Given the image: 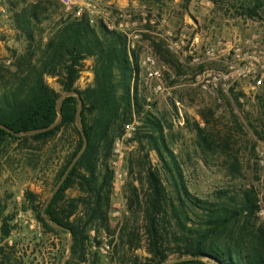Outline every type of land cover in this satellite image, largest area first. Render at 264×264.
Listing matches in <instances>:
<instances>
[{"label": "trees", "instance_id": "1", "mask_svg": "<svg viewBox=\"0 0 264 264\" xmlns=\"http://www.w3.org/2000/svg\"><path fill=\"white\" fill-rule=\"evenodd\" d=\"M210 1L233 7L252 19L260 17L264 8V0ZM11 11V24L23 47L14 52L10 64L0 63V158L14 143L42 151L60 137L64 144L70 142L71 148L56 174L57 184L85 146L50 203L45 207L36 192L27 190L22 209L31 210L48 233L69 232L57 224L70 229L71 256L80 253L84 261L91 232L110 225L114 180L110 159L115 140L128 124L139 120L132 140L144 154L135 161L128 158L131 171L136 161L143 168L147 183L142 202L150 256L139 264H163L172 255L203 257L172 264H264V224L257 221L261 211L258 192L254 187H226L206 199L189 190L172 148L174 124L149 107L151 103L140 87V55L130 46L127 33L109 27L103 19L93 21L87 12L80 17L66 13L58 0L17 1ZM89 59L93 60V80L80 87L78 82ZM48 77L56 79L59 89L48 82ZM64 93L69 94L61 98ZM231 93L240 101L242 92L232 89ZM260 105L263 129L255 128V133L264 139V97ZM192 129L200 147L218 151L221 143L208 128L194 121ZM151 151L158 156L157 165L150 159ZM228 157L230 171L240 174L239 157ZM75 187L80 194L67 198V191ZM132 190L138 199V188ZM15 219L16 212L7 211L0 199V241L5 240L0 246V264H21L13 250L15 245L6 240L17 229ZM128 228L125 225L123 233Z\"/></svg>", "mask_w": 264, "mask_h": 264}, {"label": "rangeland", "instance_id": "2", "mask_svg": "<svg viewBox=\"0 0 264 264\" xmlns=\"http://www.w3.org/2000/svg\"><path fill=\"white\" fill-rule=\"evenodd\" d=\"M17 1L29 3L36 0H0V3L7 5L12 16L11 9ZM58 1L66 13L75 14L78 5L68 9ZM77 1L93 10L88 12L85 9V12L94 20L103 19L108 25L122 28L134 36L132 48L140 55L143 68L141 90L148 97L151 110L174 124L172 148L189 190L201 198L210 199L220 188L254 187L261 199L257 221L263 225L264 139L258 137L255 128L263 129L260 101L264 97V85L254 88L250 79L240 81L231 89L219 87L210 91L203 87L197 76L204 71L215 73L223 69L222 62L207 55L206 48L210 45L218 47L220 56L226 42L256 36L264 52V8L260 17L252 19L241 16L233 7L210 0ZM196 36L199 37L196 53L199 59L194 61L190 47ZM22 44L18 41L16 45L12 41L9 45H0V63L11 62L14 52L21 51ZM148 56L155 59V64L146 63ZM92 66L93 60H87L78 82L80 87L93 80ZM149 67L159 69L161 76L150 78ZM47 79L59 89L55 78ZM157 83L163 87L160 93L154 91ZM232 89L236 93L242 92L240 101L234 100ZM194 121L208 128L221 143L218 151H209L198 145L196 132L192 129ZM130 124L134 125L132 134L127 135L125 131L115 140L114 148L116 146L120 151L116 154L113 150L110 159V167L114 170L113 160L122 155L120 166L124 183L118 191L113 184L109 228L91 232V240L85 245L84 261L80 260V253L71 256L69 247L73 240L69 232H46L34 213L21 207L27 190L36 192L42 204L47 202L57 185L56 174L70 152V142L64 144L58 137L42 151L14 143L9 153L0 158V199L7 205V211L16 212L14 222L17 224V229L6 240L9 245H15L13 250L21 264H65L67 260H71V264H139L150 256L142 202L147 191L145 173L137 161L131 171L128 162V158L135 161L144 154L138 143L132 140L141 122L134 120ZM226 144L229 147L226 148ZM228 154L239 157L240 174L233 175L230 171ZM150 159L154 165L159 162L154 151L150 152ZM133 187L138 188L140 202L133 194ZM79 194L75 187L69 189L66 196L77 197ZM125 225L130 229L123 233ZM4 242L0 241V246ZM176 257L172 255L168 260Z\"/></svg>", "mask_w": 264, "mask_h": 264}, {"label": "built area", "instance_id": "3", "mask_svg": "<svg viewBox=\"0 0 264 264\" xmlns=\"http://www.w3.org/2000/svg\"><path fill=\"white\" fill-rule=\"evenodd\" d=\"M64 5L70 9L74 5H78L75 12V16L80 17L85 12V9H88V12H93L89 6H83L79 4L77 0H60ZM88 7V8H85ZM0 20L11 24V17L9 14V9L6 4L0 3ZM94 21V19H92ZM111 28L112 27L108 25ZM123 26V25H122ZM125 31L122 28H118ZM126 32V31H125ZM127 33V32H126ZM128 41L130 46H133L134 36L127 33ZM137 37V35H135ZM257 37H248L244 40H230L226 42V48L222 49L221 55L219 56L218 52L220 51L217 46L210 45L206 48V53L209 57H215L220 62H222L223 69L213 73V72H202L198 74V79L201 80L202 85L205 89L214 91L215 89L222 87L225 89H231L235 87L242 80H252L254 88L261 87L264 85V52L259 47V43L256 41ZM199 37L196 36L190 47L191 54L194 61L198 60L199 57L196 55L198 47ZM10 64V60L6 62ZM146 63L155 64V59L152 56H148ZM148 75L150 78L158 79L161 76V71L159 69L148 68ZM163 87L161 83L154 85V91L156 93L162 92ZM179 103V102H178ZM134 129L133 124H128L126 126L127 135L132 134ZM119 145V141L116 144ZM115 153H119L120 148H114ZM121 162L122 155H119V159L113 160L114 168V181L116 191L120 189L123 185V173L121 171ZM106 252V249L102 248Z\"/></svg>", "mask_w": 264, "mask_h": 264}, {"label": "water", "instance_id": "4", "mask_svg": "<svg viewBox=\"0 0 264 264\" xmlns=\"http://www.w3.org/2000/svg\"><path fill=\"white\" fill-rule=\"evenodd\" d=\"M69 93H64L62 94L61 98L68 95ZM77 94V93H75ZM78 95V94H77ZM62 118V115L60 117V119ZM82 133L84 134V131L82 130ZM20 135L21 134H25V133H19ZM85 144H87V140L85 138ZM85 147V146H84ZM84 147L82 148V150L75 156V158L72 160V162L70 163V165L68 166V168L66 169V171L64 172L63 176L61 177V179L59 180V182L57 183V185L55 186L54 190L52 191L50 197L48 198L46 204H45V207L50 203V201L52 200L53 196L56 194V192L59 190V188L61 187V185L63 184L64 180L66 179V177L68 176L70 170L73 168V166L76 164V162L78 161V159L80 158V156L82 155L83 151H84ZM56 226L60 227V228H63L65 230H68L71 234V237L73 238V233L70 229H67L65 226L63 225H60V224H57ZM69 250L71 252V244H70V247H69ZM201 259L203 257L201 256H198V257H193V256H183V257H176L172 260H168L166 262H164L163 264H172V263H175V262H178V261H181V260H189V259ZM66 264V263H65Z\"/></svg>", "mask_w": 264, "mask_h": 264}, {"label": "crops", "instance_id": "5", "mask_svg": "<svg viewBox=\"0 0 264 264\" xmlns=\"http://www.w3.org/2000/svg\"><path fill=\"white\" fill-rule=\"evenodd\" d=\"M0 35L3 36L2 38L0 37V45L1 46L4 43L9 45L12 41L16 45L18 44V40H17L18 33L12 24H8V23L0 20ZM7 40H9V41L6 42Z\"/></svg>", "mask_w": 264, "mask_h": 264}]
</instances>
